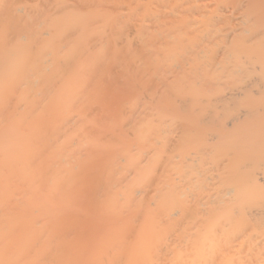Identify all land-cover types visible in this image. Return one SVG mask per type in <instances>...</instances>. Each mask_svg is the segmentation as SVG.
Masks as SVG:
<instances>
[{"label":"bare ground","instance_id":"bare-ground-1","mask_svg":"<svg viewBox=\"0 0 264 264\" xmlns=\"http://www.w3.org/2000/svg\"><path fill=\"white\" fill-rule=\"evenodd\" d=\"M0 264H264V0H0Z\"/></svg>","mask_w":264,"mask_h":264}]
</instances>
